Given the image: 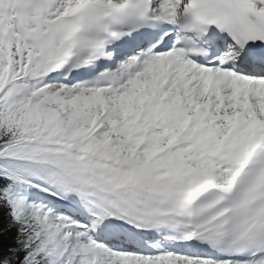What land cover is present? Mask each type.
<instances>
[{"label":"snow or ice","instance_id":"obj_1","mask_svg":"<svg viewBox=\"0 0 264 264\" xmlns=\"http://www.w3.org/2000/svg\"><path fill=\"white\" fill-rule=\"evenodd\" d=\"M0 264H264V0H0Z\"/></svg>","mask_w":264,"mask_h":264}]
</instances>
